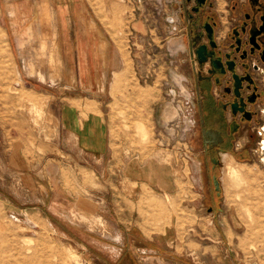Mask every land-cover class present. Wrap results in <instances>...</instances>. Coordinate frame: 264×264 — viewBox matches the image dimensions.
<instances>
[{
	"label": "rangeland",
	"instance_id": "1",
	"mask_svg": "<svg viewBox=\"0 0 264 264\" xmlns=\"http://www.w3.org/2000/svg\"><path fill=\"white\" fill-rule=\"evenodd\" d=\"M89 2L123 61L103 102L64 97L87 95L64 90L73 77L65 74L52 27L40 21L39 42L22 54L0 21V264H103L98 242L109 241L87 231L114 238L96 214V196L103 195L107 211L111 194L92 170L99 158L86 154L96 148L113 166L152 163L168 192L138 189L121 171L113 193L139 200L145 226L171 224L172 252L189 254L196 264H264V161L228 162L227 172L220 164L217 203L208 201L210 181L197 170L192 2ZM211 2L225 23L226 2L221 9ZM254 138L258 150L261 138Z\"/></svg>",
	"mask_w": 264,
	"mask_h": 264
},
{
	"label": "crops",
	"instance_id": "2",
	"mask_svg": "<svg viewBox=\"0 0 264 264\" xmlns=\"http://www.w3.org/2000/svg\"><path fill=\"white\" fill-rule=\"evenodd\" d=\"M89 1L0 0V21L9 32L17 50L22 54L27 45L33 46L39 42L41 24L43 28L45 25L52 27L59 57L67 68L65 74L73 77V85L69 86L65 83L64 90H75L87 95L85 97L64 95V97L71 100L89 98L103 102L106 96H110L107 87L113 74L122 69L123 61L115 40L111 38L99 18L93 14ZM221 5L223 0H218L217 8L221 9ZM44 12L49 13L48 19L43 17ZM222 37L223 33L216 34L217 41ZM25 58L23 55L22 63L26 62ZM189 59L192 63L190 74L193 90V143L197 150V170L200 176L207 174V179L210 181L212 192L209 193L208 201L217 203L220 188L216 174L220 171V164H223V157L230 164L252 162L258 156L257 141L255 144L253 140L254 137L257 139L259 136L252 132L253 125L249 128L248 124L243 123L240 114L233 115L223 106L220 101L221 88L213 86L212 80L208 79L209 65L200 66ZM23 65L25 70L26 63ZM156 104L157 102L154 103L153 108L157 106ZM158 112L160 111L157 108L152 109L155 117L161 116ZM102 128L96 127L99 134L105 132L104 127ZM69 130L72 134L77 133L72 126ZM79 131V137L82 138L86 130L82 128ZM258 133L263 139L264 132ZM86 154L94 156L97 160L99 158L100 161L96 162V167L92 170L101 184H104L111 193L106 203L107 211H104L103 195L96 196L97 200L94 203L96 214L109 229L106 233L109 236L113 235L114 238L112 240L104 238L99 232L93 233V230L87 229L88 232L97 235L98 239L100 237L110 243L101 240L103 243L98 242L103 248V251L98 249V256L103 259V264H196L189 254L172 252L171 248L176 247V231L172 230L171 224L160 226L159 229H155L152 225L145 226L140 212L142 207L138 205L139 200L124 195L116 196L113 193V189L118 188L119 183L114 175L121 171H125L128 177L130 176L128 179L133 181L138 189H154L160 194L168 192L167 184L159 178L160 174L153 172L152 163L140 164L129 161L126 166H113L104 163V151L100 152L96 148ZM155 171L161 170L157 168ZM143 198L145 197L142 196V203L145 202ZM208 211L211 213L212 208ZM99 229L104 232L102 227ZM106 252L110 253V256Z\"/></svg>",
	"mask_w": 264,
	"mask_h": 264
},
{
	"label": "flooded vegetation",
	"instance_id": "3",
	"mask_svg": "<svg viewBox=\"0 0 264 264\" xmlns=\"http://www.w3.org/2000/svg\"><path fill=\"white\" fill-rule=\"evenodd\" d=\"M185 1L192 2L187 26L197 43L195 63L209 65L208 79L221 88L223 106L233 115L240 114L260 137L258 132H264V0H224L226 26L211 0ZM217 33H223L221 40L217 41Z\"/></svg>",
	"mask_w": 264,
	"mask_h": 264
},
{
	"label": "built area",
	"instance_id": "4",
	"mask_svg": "<svg viewBox=\"0 0 264 264\" xmlns=\"http://www.w3.org/2000/svg\"><path fill=\"white\" fill-rule=\"evenodd\" d=\"M190 102H186V104H189ZM258 158L261 162L264 161V136L263 139H261L259 146H258Z\"/></svg>",
	"mask_w": 264,
	"mask_h": 264
},
{
	"label": "bare ground",
	"instance_id": "5",
	"mask_svg": "<svg viewBox=\"0 0 264 264\" xmlns=\"http://www.w3.org/2000/svg\"><path fill=\"white\" fill-rule=\"evenodd\" d=\"M228 160L225 158V157H223V165H224V171L225 172H227L226 170H227V168H228Z\"/></svg>",
	"mask_w": 264,
	"mask_h": 264
},
{
	"label": "water",
	"instance_id": "6",
	"mask_svg": "<svg viewBox=\"0 0 264 264\" xmlns=\"http://www.w3.org/2000/svg\"><path fill=\"white\" fill-rule=\"evenodd\" d=\"M232 107H235L234 105ZM241 111V110H240Z\"/></svg>",
	"mask_w": 264,
	"mask_h": 264
}]
</instances>
